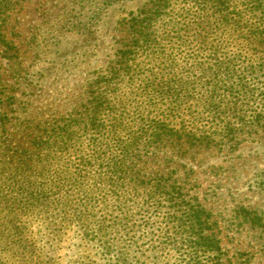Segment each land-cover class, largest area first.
Returning a JSON list of instances; mask_svg holds the SVG:
<instances>
[{
  "label": "trees",
  "instance_id": "16d2710c",
  "mask_svg": "<svg viewBox=\"0 0 264 264\" xmlns=\"http://www.w3.org/2000/svg\"><path fill=\"white\" fill-rule=\"evenodd\" d=\"M20 2L0 0V52L15 48ZM120 26L115 57L66 114L8 92L0 61V264H59L33 226L54 239L76 228L72 264H222L212 211L163 166L264 128V0H147Z\"/></svg>",
  "mask_w": 264,
  "mask_h": 264
},
{
  "label": "rangeland",
  "instance_id": "374dc122",
  "mask_svg": "<svg viewBox=\"0 0 264 264\" xmlns=\"http://www.w3.org/2000/svg\"><path fill=\"white\" fill-rule=\"evenodd\" d=\"M103 1L21 0L6 29L15 48L0 52L8 92L40 110L81 109L86 81L113 60L121 45V19L147 0ZM251 132L243 133L235 151L194 149L180 158L169 148L161 153L173 159L163 168L177 169L189 193L212 211L225 252L222 264H264V128ZM147 165L156 166V160ZM242 207L259 213L261 225L246 221ZM44 230L33 226L31 237L59 264H72L84 252L76 228L57 239Z\"/></svg>",
  "mask_w": 264,
  "mask_h": 264
}]
</instances>
